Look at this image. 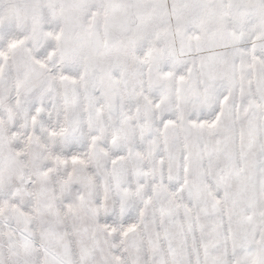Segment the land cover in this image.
I'll return each instance as SVG.
<instances>
[{"label": "snow or ice", "instance_id": "snow-or-ice-1", "mask_svg": "<svg viewBox=\"0 0 264 264\" xmlns=\"http://www.w3.org/2000/svg\"><path fill=\"white\" fill-rule=\"evenodd\" d=\"M0 264H264V0H0Z\"/></svg>", "mask_w": 264, "mask_h": 264}]
</instances>
